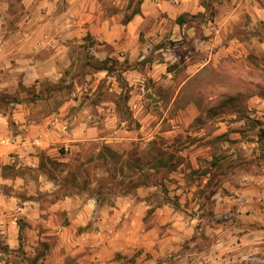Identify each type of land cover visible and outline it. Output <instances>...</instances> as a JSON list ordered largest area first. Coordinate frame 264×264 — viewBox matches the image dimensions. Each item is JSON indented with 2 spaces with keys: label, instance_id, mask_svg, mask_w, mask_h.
<instances>
[{
  "label": "crops",
  "instance_id": "obj_1",
  "mask_svg": "<svg viewBox=\"0 0 264 264\" xmlns=\"http://www.w3.org/2000/svg\"><path fill=\"white\" fill-rule=\"evenodd\" d=\"M4 1L6 11L12 2L21 7L13 21L15 28L7 32L0 20V93L12 101L9 106L15 108L11 117L18 126L14 135L5 118L10 115L0 114L4 117L0 119V139L10 141L0 146V238L6 249L15 253L28 248L37 255V247L46 246L48 254L37 257L39 264H122V260H133L134 264H264L262 85L254 87L263 93L249 100L251 117L220 118L223 127L218 134L230 132L237 145L229 151L234 164L230 174L220 180L222 166L217 163L211 167L214 175L219 173L212 197V224L196 226V220L185 221L173 207L166 206L152 213L154 224L147 227L145 219L152 206L138 195L119 198L115 206L103 205L97 198L84 202L76 195L58 199L47 208L37 199L25 200L18 208L24 194H34L33 181L3 174V167L11 163L18 172L28 167L37 169L42 152L59 155L63 147L95 138L93 112L83 109L88 101L85 103L77 93L84 86L71 78L73 43L84 44L86 36L98 41L95 47L101 50H93L99 62L114 57L125 62L128 59L120 52L128 51L133 64L132 70L126 71L128 81L143 88L147 79L157 82L163 74L174 85L175 72L171 69L178 60L175 47L185 50L194 46V53L209 58L182 62L189 77L181 89L212 60L218 72L223 71L220 63L226 58L248 61L258 56L264 60V4L260 0H228V12L220 14L224 0H144L140 14L125 23L121 17L107 14L102 0ZM181 16L185 17L183 24L178 23ZM186 58L191 60L188 55ZM262 68L258 72L264 84ZM99 73L105 74L103 77L109 74L107 70H100L97 76ZM101 79L85 90L94 91ZM26 89L34 90L41 101L48 102L62 92L66 96L44 116L48 118L41 125L32 126L26 118L31 116ZM98 109L106 113L105 117H112L110 102H102ZM229 123H233L232 131ZM40 182V191L53 193L55 186L48 178L42 176ZM56 212L58 226L52 219L42 218ZM19 218L26 223L23 229ZM42 221L46 224L41 226Z\"/></svg>",
  "mask_w": 264,
  "mask_h": 264
},
{
  "label": "rangeland",
  "instance_id": "obj_2",
  "mask_svg": "<svg viewBox=\"0 0 264 264\" xmlns=\"http://www.w3.org/2000/svg\"><path fill=\"white\" fill-rule=\"evenodd\" d=\"M6 2L0 0V20L8 32L15 28L13 21L20 15L21 7L12 2L10 10L6 11ZM131 2L134 9L138 0H102L106 13L121 17V22L131 13L128 10ZM260 2L264 4V0ZM228 4V0L220 3V14L228 12ZM84 40V44L73 43L71 46L74 59L71 78L84 86L77 93H81L80 97L85 103L88 101L83 109L88 108L93 112L91 120L95 124L96 136L94 139L72 143L69 148H61L59 155L58 152L53 156L42 152L41 164L37 169L28 167L18 172L15 170L16 164L4 166L5 176L15 178L22 175L33 181L31 191L34 194L30 197L24 194L18 202V208L30 199L39 200L47 208L58 199L76 195L84 202L97 198L103 205L115 206L119 198L138 195L152 206L145 219L147 227L154 224L152 213L166 206L173 207L185 221L196 220V226L212 224V193L216 191L219 173L214 175L211 167L217 163L222 166L220 180L221 176L230 174L234 164L233 155L229 151L237 145L230 132L218 134L223 127L220 118L251 117L249 100L251 96L263 93V89L254 86H264L263 77L258 72L264 60L258 56L249 57L248 61L226 58L220 63L223 66L222 72L214 68L212 60L200 74L180 89L189 77L182 62L188 64L208 60L209 56L194 53V46L185 50L178 46L174 49L178 60L172 64L175 65V84H171L172 79L163 74L157 82L147 79L143 88L135 84L131 86L128 81L126 71L133 67L128 51H121L120 54L129 61L120 63L116 57L107 59L109 74L103 77L105 74L99 73L97 76L100 71L97 63L100 60L96 58L93 49L99 51L101 48L95 47L98 41L91 36H86ZM186 54L191 58L190 61ZM247 66L251 69H247ZM100 77L102 79L98 88L94 91L92 88L85 90L87 85H92ZM26 91L31 110V116L26 118L32 126L41 125L48 118L44 116L55 110L66 96L65 92L58 93V97L47 102L37 100L34 90ZM104 101L113 105L110 112L112 117H105L106 113L98 109ZM9 104L10 98L0 93V114L10 115L5 118L15 135L18 126L15 117H11L15 107ZM232 124L227 125L229 131L234 129ZM13 138H10L12 142ZM224 147L229 150H224ZM42 176L54 184L53 193L39 190ZM208 178H211L209 182ZM42 218L45 221L52 219V224L58 226V212L52 217L43 214ZM45 224L42 221L40 225ZM18 225L24 228L26 223L23 218H19ZM204 244L205 241L201 243ZM0 254L4 264H39L37 257H45L48 248L37 247V255L28 248L10 253L0 238ZM121 262L134 264L133 260Z\"/></svg>",
  "mask_w": 264,
  "mask_h": 264
},
{
  "label": "trees",
  "instance_id": "obj_3",
  "mask_svg": "<svg viewBox=\"0 0 264 264\" xmlns=\"http://www.w3.org/2000/svg\"><path fill=\"white\" fill-rule=\"evenodd\" d=\"M144 0H138V3H137V6L134 8V9H132L133 7H132V2L129 4V6H128V10L129 11H131V13L129 14V16L124 20L125 21V23L126 22H129L135 15H137V14H140V12H141V9H140V6H141V4H142V2H143ZM206 6L208 7L209 6V4H206ZM185 22V17L184 16H181L179 19H178V23L179 24H183ZM106 63H107V61H102V62H99V63H97V66L99 67L98 69L99 70H107L108 72H110V68H108L107 66H106ZM175 67V66H174ZM172 71H173V68L171 69ZM120 78H121V76H119ZM118 77V78H119ZM16 100V99H15ZM14 100V101H15ZM11 101V100H10ZM12 102V101H11ZM215 194V191L212 193V196ZM21 249V248H20Z\"/></svg>",
  "mask_w": 264,
  "mask_h": 264
},
{
  "label": "built area",
  "instance_id": "obj_4",
  "mask_svg": "<svg viewBox=\"0 0 264 264\" xmlns=\"http://www.w3.org/2000/svg\"><path fill=\"white\" fill-rule=\"evenodd\" d=\"M1 143L2 144H5V145H9L10 144V141H8V140H2Z\"/></svg>",
  "mask_w": 264,
  "mask_h": 264
}]
</instances>
